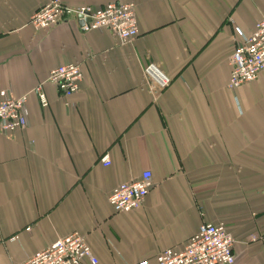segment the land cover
Here are the masks:
<instances>
[{
  "label": "crops",
  "instance_id": "crops-1",
  "mask_svg": "<svg viewBox=\"0 0 264 264\" xmlns=\"http://www.w3.org/2000/svg\"><path fill=\"white\" fill-rule=\"evenodd\" d=\"M48 1L0 0V92L28 96L27 127L0 133V264L75 232L96 264L154 262L204 222L232 233L235 264H264V71L228 86L235 28L252 34L264 0H62L133 2L140 34L128 44L75 18L35 29ZM151 62L172 79L164 90L145 74ZM68 63L83 71L70 106L48 82ZM145 170L154 186L142 205L115 213L111 191Z\"/></svg>",
  "mask_w": 264,
  "mask_h": 264
},
{
  "label": "built area",
  "instance_id": "built-area-1",
  "mask_svg": "<svg viewBox=\"0 0 264 264\" xmlns=\"http://www.w3.org/2000/svg\"><path fill=\"white\" fill-rule=\"evenodd\" d=\"M75 18L81 24L83 32L108 29L117 34L122 44L135 40L139 34L136 7L133 2H110L102 8L91 6L72 7L62 0H49L31 16L29 24L35 29H47L69 19ZM238 44L229 57L231 67L228 86L236 89L256 80L264 71V16L257 22L249 36L236 27ZM147 78L164 90L172 79L155 63L145 67ZM83 80V71L78 63L60 65L50 71L48 82L54 84L66 105H72L71 97L79 92ZM42 107L49 101L40 84L35 88ZM0 133H13L28 125L25 113L27 95L13 96L6 90L0 92ZM109 165L108 154L101 159ZM154 186L152 172L145 170L142 175L130 182L116 186L110 193L109 202L115 213L127 212L140 207ZM249 241L261 239L251 235ZM235 238L224 223L204 222L181 250L167 248L161 251L153 262L141 259L133 264H235ZM98 263L86 238L75 232L59 238L46 249L37 252L25 262L17 264H84L85 260Z\"/></svg>",
  "mask_w": 264,
  "mask_h": 264
}]
</instances>
